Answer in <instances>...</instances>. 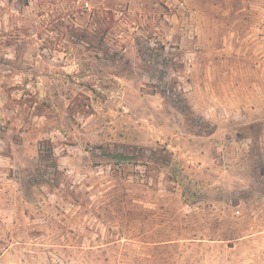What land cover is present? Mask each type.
I'll return each instance as SVG.
<instances>
[{
    "label": "rangeland",
    "instance_id": "rangeland-1",
    "mask_svg": "<svg viewBox=\"0 0 264 264\" xmlns=\"http://www.w3.org/2000/svg\"><path fill=\"white\" fill-rule=\"evenodd\" d=\"M0 264H264V0H0Z\"/></svg>",
    "mask_w": 264,
    "mask_h": 264
},
{
    "label": "trees",
    "instance_id": "trees-1",
    "mask_svg": "<svg viewBox=\"0 0 264 264\" xmlns=\"http://www.w3.org/2000/svg\"><path fill=\"white\" fill-rule=\"evenodd\" d=\"M123 148H126V151L129 149V148H131L132 150H136L137 149V147H135V146H132V145H130V146H123ZM143 149H145L146 151H147V149L146 148H143ZM118 155V157H120V158H118L119 160H125V159H130L129 157H126V155H123V153L121 152V153H117ZM127 154V153H126ZM143 164H146L147 165V163H144V161L142 160L141 161ZM136 165L138 164V161H135L134 162Z\"/></svg>",
    "mask_w": 264,
    "mask_h": 264
}]
</instances>
